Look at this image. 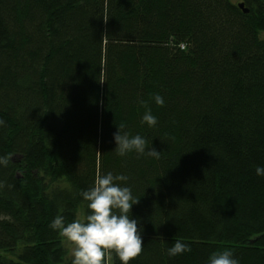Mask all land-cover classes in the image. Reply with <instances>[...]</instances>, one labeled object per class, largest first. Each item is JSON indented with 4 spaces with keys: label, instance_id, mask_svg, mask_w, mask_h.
Returning <instances> with one entry per match:
<instances>
[{
    "label": "trees",
    "instance_id": "1",
    "mask_svg": "<svg viewBox=\"0 0 264 264\" xmlns=\"http://www.w3.org/2000/svg\"><path fill=\"white\" fill-rule=\"evenodd\" d=\"M0 122V264H71L50 224L98 172L140 198L130 264H264V0H0ZM121 124L144 154H116Z\"/></svg>",
    "mask_w": 264,
    "mask_h": 264
},
{
    "label": "clouds",
    "instance_id": "2",
    "mask_svg": "<svg viewBox=\"0 0 264 264\" xmlns=\"http://www.w3.org/2000/svg\"><path fill=\"white\" fill-rule=\"evenodd\" d=\"M154 99L157 105L163 106L165 103L160 95ZM142 122L155 126L157 118L149 110L143 115ZM123 128L121 124L113 133L116 154L124 156L132 151L144 154L146 140L139 134L130 137L127 132H122ZM147 155L158 159L160 151L150 148ZM8 159L0 156V165L6 166ZM255 172L258 176H264V167L257 166ZM127 179L125 175H113L111 172L101 175L98 172L93 185L80 193L87 202V213L67 224L62 215H57L51 222L50 227L58 230L59 235L71 245V264H102L107 252H114L121 264H130L141 255L144 245L142 229L138 221L131 218L132 206L139 203L140 198L132 195L130 187L119 183ZM3 186V182H0V187ZM190 251L189 244L177 240L167 249V254L174 257ZM208 264H238V260L230 250L225 249L214 252L208 258Z\"/></svg>",
    "mask_w": 264,
    "mask_h": 264
},
{
    "label": "water",
    "instance_id": "3",
    "mask_svg": "<svg viewBox=\"0 0 264 264\" xmlns=\"http://www.w3.org/2000/svg\"><path fill=\"white\" fill-rule=\"evenodd\" d=\"M237 6H238L239 8H241L243 12H247V8L244 7V5H243L242 2H239V3L237 4Z\"/></svg>",
    "mask_w": 264,
    "mask_h": 264
},
{
    "label": "bare ground",
    "instance_id": "4",
    "mask_svg": "<svg viewBox=\"0 0 264 264\" xmlns=\"http://www.w3.org/2000/svg\"><path fill=\"white\" fill-rule=\"evenodd\" d=\"M239 2H242V1H239ZM239 2H237V4L239 3ZM243 3V2H242ZM244 5V4H243ZM245 7V6H244ZM246 8V7H245ZM241 9V8H240ZM242 10V9H241ZM181 45H183V47H181ZM179 48L180 49H184L185 48V44L184 43H180L179 45Z\"/></svg>",
    "mask_w": 264,
    "mask_h": 264
},
{
    "label": "rangeland",
    "instance_id": "5",
    "mask_svg": "<svg viewBox=\"0 0 264 264\" xmlns=\"http://www.w3.org/2000/svg\"><path fill=\"white\" fill-rule=\"evenodd\" d=\"M232 1L236 2V1H238V0H232Z\"/></svg>",
    "mask_w": 264,
    "mask_h": 264
}]
</instances>
